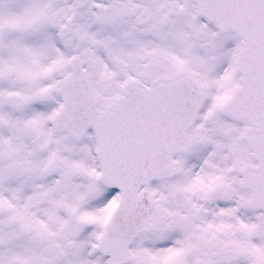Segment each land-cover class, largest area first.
<instances>
[{
  "label": "snow or ice",
  "instance_id": "1",
  "mask_svg": "<svg viewBox=\"0 0 264 264\" xmlns=\"http://www.w3.org/2000/svg\"><path fill=\"white\" fill-rule=\"evenodd\" d=\"M0 264H264V0H0Z\"/></svg>",
  "mask_w": 264,
  "mask_h": 264
}]
</instances>
